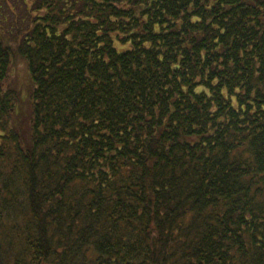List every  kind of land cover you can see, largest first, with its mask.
Listing matches in <instances>:
<instances>
[{"label": "trees", "instance_id": "16d2710c", "mask_svg": "<svg viewBox=\"0 0 264 264\" xmlns=\"http://www.w3.org/2000/svg\"><path fill=\"white\" fill-rule=\"evenodd\" d=\"M0 264H264V0H0Z\"/></svg>", "mask_w": 264, "mask_h": 264}, {"label": "rangeland", "instance_id": "374dc122", "mask_svg": "<svg viewBox=\"0 0 264 264\" xmlns=\"http://www.w3.org/2000/svg\"><path fill=\"white\" fill-rule=\"evenodd\" d=\"M10 6H11V5H10ZM11 8H12V9H16V8L19 9V8H20V5H17V6H15V7H14V5H13ZM24 77H25V76H23L22 80H24ZM22 80H21V81H22Z\"/></svg>", "mask_w": 264, "mask_h": 264}]
</instances>
